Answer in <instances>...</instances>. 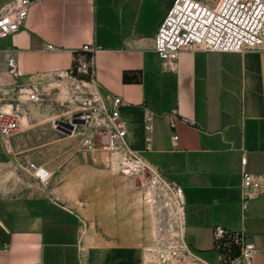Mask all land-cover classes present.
I'll return each mask as SVG.
<instances>
[{"label":"crops","instance_id":"obj_1","mask_svg":"<svg viewBox=\"0 0 264 264\" xmlns=\"http://www.w3.org/2000/svg\"><path fill=\"white\" fill-rule=\"evenodd\" d=\"M12 1L0 0V10ZM172 1L32 0L21 28L0 38V109L18 102L20 123L0 136V264H142L150 238L83 251L82 210L55 194L76 173L105 170L101 154L54 126L70 77L120 96L127 144L182 187L192 251L213 264H264V198L252 199L244 216L240 206L242 172L264 174V49L185 48L173 68L163 65L154 35ZM83 62L92 64L87 73ZM16 83L37 88L39 99L5 95ZM29 161L50 171L47 184L31 175ZM218 226L227 230L222 238ZM240 235L256 248L251 259L240 257Z\"/></svg>","mask_w":264,"mask_h":264},{"label":"built area","instance_id":"obj_2","mask_svg":"<svg viewBox=\"0 0 264 264\" xmlns=\"http://www.w3.org/2000/svg\"><path fill=\"white\" fill-rule=\"evenodd\" d=\"M32 0H13L0 10V38L17 32L25 22ZM51 48V45H48ZM154 51L163 65L173 68L185 48L219 52H244L264 49V0H173L165 11L154 35ZM83 50L95 52L97 46L84 44ZM8 72L16 79L20 73L15 58L7 62ZM92 64L81 63L87 73ZM58 77L62 78L61 75ZM16 83L6 94L26 93L28 99H39L37 88ZM62 109L54 126L69 135H78L87 151L103 152L118 172L138 174L149 172L150 185L144 192L153 220L152 237L142 249V264H213L192 251L185 241V200L182 187L148 163L126 142V129L120 116V96L105 92L94 79L70 77L63 84ZM17 99V96L13 98ZM11 101V104L13 102ZM5 97L0 96V104ZM18 105L0 109V136L9 138L20 126ZM150 117V113L146 114ZM171 126L173 123L171 122ZM146 129L151 125L146 123ZM177 139L176 135L172 136ZM10 147V144H7ZM245 163V157L241 158ZM31 175L41 184L48 183L51 173L42 165L27 162ZM240 206L243 216L252 199L264 198V174L242 172ZM227 230L218 226L215 235L224 237ZM254 244L240 235V257L251 259Z\"/></svg>","mask_w":264,"mask_h":264},{"label":"rangeland","instance_id":"obj_3","mask_svg":"<svg viewBox=\"0 0 264 264\" xmlns=\"http://www.w3.org/2000/svg\"><path fill=\"white\" fill-rule=\"evenodd\" d=\"M98 153L104 158V171L90 177L85 172L79 176L76 173L72 183L59 184L60 191L55 194L63 203L82 210L83 251L108 252L125 244L142 245L151 239L154 226L151 210L144 201L151 175L118 172L109 164L105 153ZM42 187L48 192L49 184Z\"/></svg>","mask_w":264,"mask_h":264}]
</instances>
